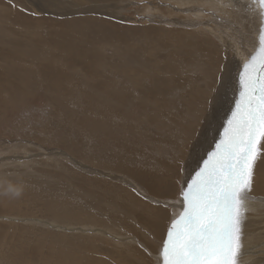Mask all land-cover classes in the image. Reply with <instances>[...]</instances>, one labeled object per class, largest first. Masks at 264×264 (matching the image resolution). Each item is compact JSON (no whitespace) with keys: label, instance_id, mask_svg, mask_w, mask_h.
<instances>
[{"label":"rangeland","instance_id":"obj_1","mask_svg":"<svg viewBox=\"0 0 264 264\" xmlns=\"http://www.w3.org/2000/svg\"><path fill=\"white\" fill-rule=\"evenodd\" d=\"M230 1L0 0V264H94L91 245L98 264L135 248L162 264L156 226L181 211L258 46L257 0ZM263 159L240 264H264Z\"/></svg>","mask_w":264,"mask_h":264},{"label":"snow or ice","instance_id":"obj_2","mask_svg":"<svg viewBox=\"0 0 264 264\" xmlns=\"http://www.w3.org/2000/svg\"><path fill=\"white\" fill-rule=\"evenodd\" d=\"M257 3L258 46L243 64L236 108L215 150L180 186L181 211L162 239V264H240L244 204L264 147V0Z\"/></svg>","mask_w":264,"mask_h":264},{"label":"bare ground","instance_id":"obj_3","mask_svg":"<svg viewBox=\"0 0 264 264\" xmlns=\"http://www.w3.org/2000/svg\"><path fill=\"white\" fill-rule=\"evenodd\" d=\"M229 2H231L230 0H229ZM234 3V2H233ZM187 7H190V8H192L191 6H188V5H186ZM236 6H238V7H240V4H234V7H236ZM249 9H247V8H243V10H245L246 11V9L247 10H250V11H252V13L254 14V12L256 13V14H254V15H256L257 16V19H259L260 20V17H259V4L257 3V4H255L254 6L252 5V4H248V5H246ZM241 8V7H240ZM253 16V15H252ZM250 18V17H249ZM256 19V20H257ZM250 20V19H249ZM184 22H185V20H183ZM252 23V22H251ZM173 25H178L179 26V28L180 29H182L181 27H185V25L183 24V22L182 21H180V22H178V20H175V22H174V24ZM255 29V28H254ZM255 31V30H254ZM255 33V32H254ZM235 40V39H234ZM231 41V40H230ZM232 45H234L233 47H234V49H231V51H237V48H238V46H237V44L236 43H234V44H232ZM245 45V44H244ZM229 46H231V45H229ZM246 47V46H245ZM241 48V47H240ZM242 48H243V46H242ZM241 48V49H242ZM255 48V47H254ZM230 50V49H229ZM243 51V50H242ZM249 51V50H248ZM250 52V51H249ZM243 53V52H242ZM241 53V56H243V54ZM245 53V52H244ZM247 53V52H246ZM230 53H228L227 52V54H226V56L225 57H228V55H229ZM237 54V53H236ZM240 55V54H239ZM238 54H237V56H238V58L240 57ZM245 57V56H244ZM246 59H247V57H245ZM235 59H237L236 57H235ZM237 61V60H236ZM229 62H233V60L231 59V58H229L228 60H227V62H226V65L229 63ZM245 62V61H244ZM233 63H235V62H233ZM236 64V63H235ZM225 65V66H226ZM242 66V65H241ZM142 70H144V69H142ZM242 71H243V69H242ZM241 71V72H242ZM143 72V71H142ZM229 86V83L227 82V80H225V78H223L222 79V77H221V85H220V87L219 88H223V87H228ZM118 90H120V89H113V90H110V92H113V93H111L110 95H116V91H118ZM109 91V90H108ZM229 92V91H228ZM119 94H121L122 95V92H119ZM207 129L208 128H205L204 130H203V132L204 133H206V131H207ZM203 133V134H204ZM202 134V135H203ZM202 137V136H201ZM1 191V190H0ZM253 196H255L254 198H256L257 199V201L261 204V205H264V159L259 163V165H257V167H256V184H255V186L253 187V194H252ZM160 198H162L163 197V195L162 194H160L159 193V195H158ZM247 201H248V199H246V201H245V204L247 203ZM157 202H159V203H161L160 201H157ZM245 204H244V206H245ZM162 218H163V220L165 219V213H162ZM250 218V214H248V215H246V216H244V217H242V233L244 234L245 232H246V221L248 220ZM254 217H251L250 218V220L251 219H253ZM261 219V218H260ZM162 223H164V221H162ZM162 223H160V224H158L157 226H156V231H155V233H154V235H153V238H152V240H153V242L155 241V243H161V241H162V239L164 238L163 236V231L161 230V227H162ZM122 224V223H121ZM165 224V223H164ZM123 225H127V223L126 222H124V224ZM250 233L251 232H253V230H251V231H249ZM148 234L149 235H151V228L149 227L148 228ZM255 234V233H254ZM104 241V240H103ZM139 243H140V245H141V248L144 250V251H146V253H148V254H150V253H152V251H153V248H155V244L154 243H152L151 244V246H152V248H150V250H146V249H144V247H143V245H142V243L139 241ZM98 244H104L105 246L107 245L105 242L103 243V242H98ZM98 247L100 248L101 246H96V245H91V247H90V250L91 251H93V253H92V260H93V262H94V264H98V263H100L99 262V255H101L103 252H104V248L103 247H101L100 249V251H98ZM87 247H86V249H85V252L87 251ZM114 253V252H113ZM122 255H123V253H116V257H117V259H118V261L117 260H115L114 259V261L116 262V264H120V262H121V259L123 258L122 257ZM130 259H131V262L129 261V262H126L125 264H143V253H142V251H141V249L140 248H135V253L133 254V255H131V257H130ZM148 263V262H147Z\"/></svg>","mask_w":264,"mask_h":264}]
</instances>
